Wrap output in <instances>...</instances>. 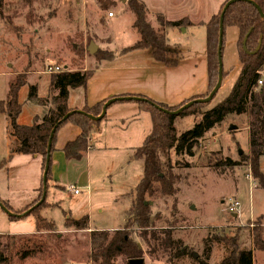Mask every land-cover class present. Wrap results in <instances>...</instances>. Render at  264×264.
Segmentation results:
<instances>
[{"label": "rangeland", "instance_id": "obj_1", "mask_svg": "<svg viewBox=\"0 0 264 264\" xmlns=\"http://www.w3.org/2000/svg\"><path fill=\"white\" fill-rule=\"evenodd\" d=\"M99 1L4 0V6L0 10V104L4 103L9 83L16 76L28 79L34 73H45L49 65L67 66L68 72L84 69L89 71L94 68L100 59L97 55L108 52L104 48L110 42V32L105 21L109 12L116 15L110 23L118 25V45L126 42V30L134 17L128 8V0H118L115 7L109 6L110 0H103L107 4L106 9L102 8ZM84 18L87 31L83 30ZM148 20L151 19L148 17ZM151 24L155 28L157 26V29L160 26L157 17ZM231 30L235 32L236 29H230L228 33ZM88 42H94L98 46L93 55L86 51ZM233 63L236 67L233 75L225 78L217 95L202 107V111H197L196 115L176 118L178 135L193 129L201 121L200 112L211 110L227 98L241 73L239 63ZM228 65L230 66L227 61L224 62V67H229ZM33 80L38 83L39 92L44 94L48 89V76L40 79L34 76L29 83L34 82ZM27 92L26 85L20 92L21 97ZM42 100L45 106L51 105L52 108V95ZM15 144V139L8 134L5 114L0 115V202L21 215L42 206L39 207L40 216L55 225V233L62 240L60 249L54 255L46 253L18 264H91L87 259L91 226L93 229L114 231L124 226L127 218L125 208L131 207L135 199L132 191L143 174L142 161L129 160L126 164L121 178H128L127 183L126 179L118 180L119 176L110 167L111 160L107 159V173L110 175H102L101 181L93 175L91 201L88 203L87 190L79 189L81 196L78 197L73 191L69 195L60 186L54 188L48 182L46 200L42 205V199L37 201L43 174L42 159L18 154L11 158V149ZM241 155H249L248 116L232 115L206 134L195 150L194 157L177 156L174 151L170 153L172 172L179 178L175 196L158 195L156 198H148L153 215L158 217L157 225L166 227L169 222L175 224L174 238L181 240L195 256L206 259L204 242L209 241V264H219L230 251L228 247L215 241V236L233 237L236 234L240 237L242 249L253 252V264H264V252L254 248L251 232L257 220L264 215V190L254 188L248 166L234 169L219 167L227 158L239 161ZM83 172V165L75 163L64 176V181L79 188ZM111 181L114 190L125 185L133 189L130 191L132 194L112 203L109 190ZM230 198L240 203L237 211L239 218H235L228 210ZM87 214L92 216L89 230L75 231L65 227L68 217L80 220ZM38 222V216L31 213L10 220L0 208V235L31 237L32 242L28 244L30 247L33 242L41 245L47 236L46 232H36ZM249 223L252 225L248 228ZM137 233L136 230L134 239L141 244ZM262 240L264 241V223ZM142 248L146 251L144 245ZM143 259L144 264H167L165 259L152 258L147 253ZM117 264L128 263L120 258ZM174 264L194 263L187 258Z\"/></svg>", "mask_w": 264, "mask_h": 264}, {"label": "trees", "instance_id": "obj_2", "mask_svg": "<svg viewBox=\"0 0 264 264\" xmlns=\"http://www.w3.org/2000/svg\"><path fill=\"white\" fill-rule=\"evenodd\" d=\"M252 1L264 12V0ZM99 3L103 9H106L107 4H104L103 0H100ZM225 4L217 15L204 24L208 61V91L206 95L196 99L208 97L218 81L219 23ZM3 6L4 0H0V10ZM128 8L135 17L133 26L140 39L124 52L149 49L157 62L167 67H176L182 59L181 50L177 46L172 47L168 44L165 29L187 28L192 23L187 19L169 22L163 16H157L160 28L155 29L148 21L147 8L142 2L128 0ZM226 27H236L239 31L237 50L242 67L241 73L227 98L211 110L200 112L202 119L193 129L178 135L175 120L179 116L196 115L197 111L198 113L202 111L201 109L205 104L194 105L179 115L173 116L160 111L157 106L175 112L185 104L168 107L142 97V101H137L141 110L148 112L152 119V132L134 154L136 160L142 161V178L133 192L135 199L126 213L127 218L124 226L115 231H91L89 233L87 259L91 264H117L120 258L129 264L131 260L143 259L146 253L152 258L161 257L165 259L167 264H174L187 258L194 264H209V241L204 242L206 259L195 256V253L181 240L174 238L175 224L169 222L166 227L157 225L158 217L153 215L151 202L148 201V198H156L158 195L163 197L176 195V184L179 178L172 172L170 153L174 151L177 156L194 157L200 141L229 116H248L249 155H241L239 161L227 158L219 164V167L234 169L243 165L248 166L251 178L256 183L257 188L264 190V174L260 166L261 158L264 156V19L253 5L237 2L232 4L225 13L224 30ZM247 35L245 50L243 42ZM260 40L262 41L261 48L252 54L257 49ZM101 53L97 55L100 56L99 61L114 57L113 52ZM89 76V73L80 70L52 74L49 87L50 95H52V108L42 118H36L31 125L18 123V117L22 111V105L19 103V92L27 84L25 77L16 76L9 83L7 97L4 103L0 104V115L5 114L7 116L8 134L10 138L16 141L15 147L11 149L10 157L17 154L38 156L42 159L43 172L47 162L49 139L53 129L58 126L50 151L47 188L51 179L52 153L55 150L56 134L60 128L71 123L81 129L80 136L67 143L63 149L67 160L80 161L91 149V132L99 122H94L87 115L71 110L67 103L70 89L85 86ZM259 81L263 82L262 86L258 85ZM28 101L37 105H44V101L38 95L36 85L29 87ZM106 103L107 101H104L92 108L85 107L82 112L98 117ZM70 113L72 114L68 119L63 121L64 117ZM38 192L37 201H40L44 192L43 179ZM3 204L13 212L10 206ZM39 207L35 208L31 214L38 216L39 222L36 226V232H46V239L41 242V245L38 246L33 242L34 244L30 247L28 244L32 242L31 237L0 235V264H18L28 259L44 256L46 253L54 255L60 249L62 240L55 233V225L42 219L39 214ZM9 219L16 220L17 218L9 217ZM263 223L264 215L257 220L251 231L254 248L262 252H264ZM89 225L88 216H84L80 220L68 217L65 221V227L75 231H87ZM250 225L252 224L249 223L248 228ZM135 229L138 231L137 237L141 240V244L134 239ZM238 237V234L233 237L215 236V241L230 249L228 255L219 264L254 263L253 252L242 249L239 242L240 237ZM143 245L146 251L143 250Z\"/></svg>", "mask_w": 264, "mask_h": 264}, {"label": "crops", "instance_id": "obj_3", "mask_svg": "<svg viewBox=\"0 0 264 264\" xmlns=\"http://www.w3.org/2000/svg\"><path fill=\"white\" fill-rule=\"evenodd\" d=\"M117 1L118 0H110V6L115 7ZM139 1L147 8L148 17L151 19L150 21L148 20L150 23H153L157 16H163V18L169 22L187 19L192 23V25L187 28L165 29L168 44L172 47L177 46L181 50L182 59L180 63L176 67H167L157 62L152 57L149 49L124 52L140 39L138 32L133 26L135 17H133L134 15L132 16L130 27L126 30L128 33L126 42L118 45V42H120L116 35V33H118V25H111L110 23V20H113L116 15L113 13V16L109 17L108 14L112 13L109 12L106 16L108 20L105 18V21L108 26V32H110V42L106 45L104 50L113 52L114 57L112 59L98 61L94 68L89 71L86 69L80 70L89 73L90 76L85 86L70 89L67 103L71 110L83 111L85 107L92 108L104 101L108 102L116 98L127 97H142L164 104L168 107H177L182 104H187L192 99L206 95L208 91V61L206 56V28L204 24L209 22L213 16L220 12L227 0ZM83 5L84 9H86L84 3ZM84 12L83 14H85ZM125 13H127V11ZM122 20L121 18V21ZM87 27V22L84 18L83 30L87 31ZM153 27L155 28V26ZM159 28L160 26L158 29ZM155 29H157V26ZM230 29L236 30L235 32L231 30L228 33ZM238 37L239 31L236 27L225 28L222 51L223 68L225 72L224 80L226 77L233 75V71L236 68L232 65L234 64L233 62L239 63L240 71L242 68L237 50ZM90 43L91 42L87 43V52ZM226 61L230 64V66L228 65L229 67H224V62ZM62 68L66 69V72H68L67 66H63ZM45 75L48 76V89L42 94L39 92L38 83L34 80V82H29L30 78L34 76L40 79ZM51 75L52 74L45 71L43 74L34 73V75L32 74V76H29L26 84L28 86V91L31 85H36L38 87L39 97L41 99L47 98L50 95L49 87ZM20 92L19 103L22 105V111L18 117V123L20 125H31L36 118H42L46 115L51 105L47 107L45 105H37L29 102L28 92L24 93L23 97H21ZM151 132V116L148 112L141 110L137 101L116 102L107 109L106 116L91 132V149L80 161H74L66 159L63 149L67 143L76 140L80 136L81 129L71 123L64 125L56 134L55 150L52 153L53 164L49 185L51 184L54 188L60 186L63 190L68 192L69 195H72L71 187L75 186L69 185L64 181V176L67 175L70 167L73 168L75 166V163L83 165V178L80 179L81 186L78 189L87 190L89 192V197L87 199L88 203L91 201L90 186L92 185L93 175L95 174V177L100 179V181L102 175L105 177L110 175V173H107V159L111 160L113 166L111 164L110 167L114 169L113 173L119 176L118 180L123 181L126 179L127 183H129L128 178H121L123 170L129 160L136 161L134 157L136 149L143 145L145 139ZM35 157L39 158L38 156ZM260 166L264 174V156L261 158ZM253 185L255 189H258L254 181ZM110 186L109 190H111L112 195L111 201L112 203L114 202V204L133 190L131 188L130 190L129 187H125V185H122V188L119 186V189L114 190V187L112 188V181ZM77 196L79 197L81 194ZM129 208L130 206L125 208L124 214L127 213ZM101 211L102 210L99 212L102 213ZM86 216L89 217L91 222L92 216L90 214ZM234 217L239 218L240 215L237 213L234 214ZM90 230L114 231L113 229H93L92 226Z\"/></svg>", "mask_w": 264, "mask_h": 264}, {"label": "water", "instance_id": "obj_4", "mask_svg": "<svg viewBox=\"0 0 264 264\" xmlns=\"http://www.w3.org/2000/svg\"><path fill=\"white\" fill-rule=\"evenodd\" d=\"M123 1H125V0H123ZM237 2H246L248 4L253 5L257 9V11L261 15V17L264 19V12L262 11V9L254 1H252V0H229L225 4V6H224V8L222 10V13L220 15V23H219L220 32H219V43H218V50H217L219 69H218V81H217V84H216L215 88L209 94L208 97L190 101V102H188L187 104H185L184 106H182L179 110H177L175 112H170V111H167V110H165V109L160 108V107L157 106V108L160 111L164 112L165 114L177 116L180 113H182L183 111L191 108L194 105L210 103L214 99V97L217 95V93L219 92V90L222 87V83H223V80H224V68H223V58H222V51H223V45H224V17H225V13H226L227 9L232 4L237 3ZM247 38H248V35L246 36V38L244 39V42H243V46H244V49L245 50H246V41H247ZM261 44H262V41L260 40L257 49L252 54H255L261 48ZM97 50H98V47L93 42H91L90 45H89V47H88V52L93 55V54H95L97 52ZM142 100L143 99H141V98H132V97L116 98V99L110 100V101H108L105 104V106L103 107V110H102L101 115L98 116V117H95V116H92V115H88V114H86V113H84L82 111H75V112L80 113V114L87 115L88 118H90L94 122H100L106 116L107 109L111 105H113L114 103H116V102H122V101H142ZM71 114L72 113L66 115L64 117L63 121L67 120L68 117ZM57 127L53 129V131L51 133V136H50V139H49V143H48L47 162H46V165H45V170L43 172L44 193H43V197H42L41 202H43L44 199L46 198V190H47L46 183H47V174H48V171H49L50 151H51V146H52V140H53V137H54V134L56 132ZM232 129H234V128H232ZM0 208L3 210L4 213H6L8 215V217H10V218H17V219L22 218L24 216H27L32 211V210H29L28 212H26L25 214H22V215L21 214H15V213L11 212L1 202H0ZM129 264H144V259L131 260L129 262Z\"/></svg>", "mask_w": 264, "mask_h": 264}, {"label": "built area", "instance_id": "obj_5", "mask_svg": "<svg viewBox=\"0 0 264 264\" xmlns=\"http://www.w3.org/2000/svg\"><path fill=\"white\" fill-rule=\"evenodd\" d=\"M109 17H112L113 16V13H109L108 14ZM48 73L50 74H57V73H62V72H65L66 69L60 67V66H48L47 70H46ZM259 86H262L263 85V82L262 81H259L258 83ZM71 191H73V193L75 195H78L81 193V191L78 189V188H75V187H71ZM228 210L230 213H232L233 215L234 214H237V211L240 207V203L235 200V199H232L230 198L229 201H228Z\"/></svg>", "mask_w": 264, "mask_h": 264}]
</instances>
